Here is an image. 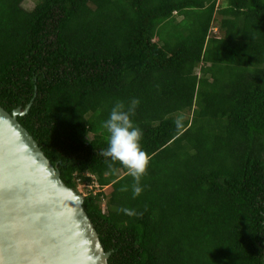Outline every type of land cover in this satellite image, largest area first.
<instances>
[{"label": "trees", "instance_id": "obj_1", "mask_svg": "<svg viewBox=\"0 0 264 264\" xmlns=\"http://www.w3.org/2000/svg\"><path fill=\"white\" fill-rule=\"evenodd\" d=\"M24 2L0 0V104L30 105L109 264H264V0ZM133 100L139 196L102 155Z\"/></svg>", "mask_w": 264, "mask_h": 264}, {"label": "water", "instance_id": "obj_2", "mask_svg": "<svg viewBox=\"0 0 264 264\" xmlns=\"http://www.w3.org/2000/svg\"><path fill=\"white\" fill-rule=\"evenodd\" d=\"M0 104V264H109L85 197Z\"/></svg>", "mask_w": 264, "mask_h": 264}, {"label": "clouds", "instance_id": "obj_3", "mask_svg": "<svg viewBox=\"0 0 264 264\" xmlns=\"http://www.w3.org/2000/svg\"><path fill=\"white\" fill-rule=\"evenodd\" d=\"M137 104L138 101L133 100L131 105L125 109L123 103H115L108 118L101 124L109 134L108 148L103 151L102 155L114 162L118 161L128 170L135 181L134 196L141 194L142 188L139 184L149 166V157L141 147L142 132L132 119Z\"/></svg>", "mask_w": 264, "mask_h": 264}, {"label": "rangeland", "instance_id": "obj_4", "mask_svg": "<svg viewBox=\"0 0 264 264\" xmlns=\"http://www.w3.org/2000/svg\"><path fill=\"white\" fill-rule=\"evenodd\" d=\"M35 1L36 0H25V2H24V7L25 8H27V9H32L34 6H35ZM110 190H111V187H109L108 189H107V191L108 192H110ZM85 187L84 186H80V193L82 194V195H85Z\"/></svg>", "mask_w": 264, "mask_h": 264}]
</instances>
